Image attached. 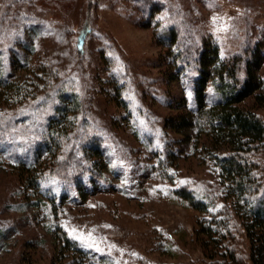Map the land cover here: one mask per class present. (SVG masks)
Listing matches in <instances>:
<instances>
[{"label":"rangeland","instance_id":"1","mask_svg":"<svg viewBox=\"0 0 264 264\" xmlns=\"http://www.w3.org/2000/svg\"><path fill=\"white\" fill-rule=\"evenodd\" d=\"M163 1L203 26L226 59L264 38V0ZM132 7L129 0H0V71L24 87L26 98H0V108L17 109L18 130L27 134L59 89L74 90L83 109L68 119L100 137L110 158L105 188L62 201L23 186L19 163H0V264H221L203 245L205 214L174 193L183 182L219 180L204 140L195 146L194 131L188 140L165 124L192 94L169 75L167 47L154 26L136 21ZM257 72L264 79V57ZM244 104L264 121V104L251 97ZM169 147L172 181L157 165ZM258 159L264 179V149ZM56 225L89 251L64 246ZM232 231L242 264H253L239 221Z\"/></svg>","mask_w":264,"mask_h":264},{"label":"trees","instance_id":"2","mask_svg":"<svg viewBox=\"0 0 264 264\" xmlns=\"http://www.w3.org/2000/svg\"><path fill=\"white\" fill-rule=\"evenodd\" d=\"M129 1L133 3L131 15L141 25L154 26L159 41L167 47L169 75L187 82L192 94L189 104L183 100L182 110L167 118L166 126L188 140L194 131L195 146L204 140L219 177L202 187L183 182L174 193L205 214L199 232L206 238L203 245L210 258L221 256V264H242L229 241L233 239L232 227L239 221L249 241V259L264 264V179L258 159L264 149V121L244 104L250 97L264 104V79L257 72L264 57V38L241 56L226 59L218 41L206 35L203 26L187 23L166 1ZM161 14H168V19L162 20ZM0 85L4 86L0 98L6 102L18 104L25 93L24 87L8 82L2 70ZM56 98L36 130L27 134L18 130L21 114L17 109L11 105L0 108V163L6 159L19 163L23 186L39 189L51 201H62L105 188L110 158L100 137L84 125L76 129L77 121L67 117L83 109L81 95L59 89ZM167 150L157 165L163 178L172 181L173 173L165 161L175 153L171 147ZM56 226L55 234L64 246L89 251Z\"/></svg>","mask_w":264,"mask_h":264}]
</instances>
